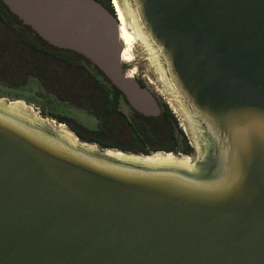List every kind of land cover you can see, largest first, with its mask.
Masks as SVG:
<instances>
[{
  "label": "water",
  "instance_id": "95a60500",
  "mask_svg": "<svg viewBox=\"0 0 264 264\" xmlns=\"http://www.w3.org/2000/svg\"><path fill=\"white\" fill-rule=\"evenodd\" d=\"M2 1L50 45L89 59L135 111L160 117L127 74L115 9ZM130 3L199 125L201 153L192 147V170L147 167L108 151L159 152L104 149L67 126L74 146L0 107V264H264V0Z\"/></svg>",
  "mask_w": 264,
  "mask_h": 264
},
{
  "label": "trees",
  "instance_id": "16d2710c",
  "mask_svg": "<svg viewBox=\"0 0 264 264\" xmlns=\"http://www.w3.org/2000/svg\"><path fill=\"white\" fill-rule=\"evenodd\" d=\"M104 5L115 14L110 0ZM33 79L58 101L96 118L97 128L89 129L71 117L48 116L66 124L83 141L145 155L177 154L180 146L185 154L194 152L167 107L160 117H145L134 109V115L128 117L120 107L122 93L101 83L110 80L97 66L81 54L50 45L0 0V83L22 88Z\"/></svg>",
  "mask_w": 264,
  "mask_h": 264
},
{
  "label": "bare ground",
  "instance_id": "6f19581e",
  "mask_svg": "<svg viewBox=\"0 0 264 264\" xmlns=\"http://www.w3.org/2000/svg\"><path fill=\"white\" fill-rule=\"evenodd\" d=\"M112 1L120 22L121 42L124 46V51L122 55L123 62L131 63L133 61L132 49L137 42H142L145 45L149 53V60L151 62V66L153 67L155 74L158 76L159 81L162 83L168 95H170L171 97V107L173 108L174 112L179 113L184 118L195 140L193 147L195 150H199V152L201 153L199 145V125L194 120L190 111L181 100L178 92L175 90V88L171 85L168 78L166 77L164 65L160 61L159 51L153 47V44L149 40L145 31L143 30V27L136 15L133 5L130 3V0ZM127 74L129 77L135 78L134 71H129L127 72ZM4 101L5 100H0V107L5 111L21 116L23 118H27L31 121L38 120L44 121V123H49L56 131V133L63 139H65L67 142L74 146L79 145L76 136L65 124L58 123L55 120H51L49 118H43L38 116L28 104L21 102V100L10 101V103H5ZM88 148L95 149L96 147L89 145ZM108 154L113 155L118 159H125L128 161H131L133 159L139 164L147 167H178L188 170L193 169V161L191 156L189 155H184L183 157H176L173 153L159 152L153 154L150 157L138 158L133 156L129 157L118 151H108Z\"/></svg>",
  "mask_w": 264,
  "mask_h": 264
},
{
  "label": "rangeland",
  "instance_id": "374dc122",
  "mask_svg": "<svg viewBox=\"0 0 264 264\" xmlns=\"http://www.w3.org/2000/svg\"><path fill=\"white\" fill-rule=\"evenodd\" d=\"M110 1L111 3L113 2L112 0ZM132 56L133 61L131 63L123 62V64L127 67V72L134 71L135 78L140 79L146 85V87L153 94H155L162 108L165 109V107H167L168 110L174 114L178 121L179 129L184 132L189 146L192 148L195 142L193 135L191 134L182 115L174 112L173 108L171 107V97L170 95H168L162 83L159 81L158 76L155 74L149 60V53L142 42H137L133 46ZM89 68L91 69L90 66ZM0 97L7 100V102L21 100V102L28 104L32 108V110L40 117L51 119V117L48 116L60 114L76 119L89 129H96L98 125L96 118L92 115H89L86 110L78 109L68 103L58 101L55 96L47 94L42 89L39 82L34 79L31 80L27 86L22 88H12L3 83H0ZM121 108L123 112L128 115V117H131L132 113L125 105H122ZM51 120L55 119L52 118ZM55 121L58 122L57 120ZM182 149L183 147L180 146L178 153L182 155H179V157H183V154H185L182 152ZM193 154L194 155L191 156V158L192 161H195L198 157V154L197 152H194Z\"/></svg>",
  "mask_w": 264,
  "mask_h": 264
},
{
  "label": "flooded vegetation",
  "instance_id": "af4514ba",
  "mask_svg": "<svg viewBox=\"0 0 264 264\" xmlns=\"http://www.w3.org/2000/svg\"><path fill=\"white\" fill-rule=\"evenodd\" d=\"M98 2H100L101 4H103L104 5V3H108V0H97ZM110 3H111V1H110ZM113 3H111V5H112ZM105 6V5H104ZM106 7V6H105ZM112 7H113V5H112ZM137 81H138V83L139 84H141V86H143V87H146V85L140 80V79H137ZM101 83H105L107 86H109V88L110 89H112V87H115L113 84H112V82L111 81H104V80H101ZM117 89V88H116ZM119 90V89H118ZM112 91L115 93V91L112 89ZM120 91V90H119ZM121 92V91H120ZM122 93V92H121ZM122 95H123V97H122V100H121V103H120V107L122 106V105H125L129 110H130V112L132 113V115H134V113H133V108L130 106V104L128 103V101H127V99H126V97H125V95L122 93ZM155 95V94H154ZM159 104H160V102H159ZM160 106H161V104H160ZM161 109H162V106H161ZM121 110H122V108H121ZM123 111V110H122ZM90 115V114H89ZM131 115V116H132ZM94 117V116H93Z\"/></svg>",
  "mask_w": 264,
  "mask_h": 264
}]
</instances>
